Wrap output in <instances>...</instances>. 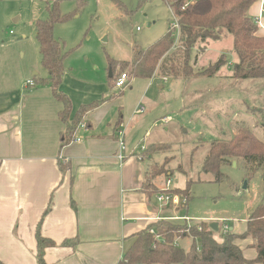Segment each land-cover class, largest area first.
<instances>
[{"label": "rangeland", "instance_id": "1", "mask_svg": "<svg viewBox=\"0 0 264 264\" xmlns=\"http://www.w3.org/2000/svg\"><path fill=\"white\" fill-rule=\"evenodd\" d=\"M47 5H58L61 14L74 13L53 29L54 38L68 52L60 89L72 94L75 105L90 91L112 92L123 98L121 112L127 114L123 119L131 116L132 125L139 127L141 144L147 147L150 138L163 143L154 146L160 151L153 157L161 171L158 182L163 183L162 188H166L167 179L168 189H185L189 181L187 198L175 193L185 198L184 205L173 209V214L189 221H168L182 226L216 222L219 229L213 237L217 241H221L224 224L227 230L241 234L251 210L264 203V166L250 174L253 162L233 160L234 164L222 166L216 180L202 165L210 143L231 137L235 124L249 125L264 140L260 128L264 123V79L233 78L231 65L236 57L231 41L223 38L200 49L197 44L193 53H197L196 71L207 69L226 54L227 63L215 75L187 81L164 77L160 83L155 78L150 84L147 79L129 77L119 91L108 78V58L130 61L133 49L146 48L166 32L172 11L164 0H0V41L4 42L0 58L13 86L31 80L34 73L47 76L35 28L37 20L48 18ZM257 33L263 35L264 31ZM121 73L128 71H116L114 77ZM47 88L46 94L50 93ZM142 93L146 94L139 103L143 114H131ZM174 243L187 250L191 237H178ZM236 244L246 259L255 258L253 240L237 239Z\"/></svg>", "mask_w": 264, "mask_h": 264}, {"label": "crops", "instance_id": "2", "mask_svg": "<svg viewBox=\"0 0 264 264\" xmlns=\"http://www.w3.org/2000/svg\"><path fill=\"white\" fill-rule=\"evenodd\" d=\"M257 11L255 2L248 14ZM3 47L2 40L0 52ZM4 65L0 58L2 264H38L37 230L54 242L43 250L45 264H117L139 231L159 219L179 217L173 209L180 206L160 207L156 193L149 195L154 188L162 190L153 157L160 151L154 146L163 143L150 138L140 151V129L131 116L123 119V98L90 91L75 105L59 85L72 104L68 122L82 105L98 102L63 143L62 103L50 86L28 85V78L13 86ZM155 78L147 79L149 84ZM145 97L139 95L131 114H143L135 110ZM120 129L125 132L123 161L117 158Z\"/></svg>", "mask_w": 264, "mask_h": 264}, {"label": "trees", "instance_id": "3", "mask_svg": "<svg viewBox=\"0 0 264 264\" xmlns=\"http://www.w3.org/2000/svg\"><path fill=\"white\" fill-rule=\"evenodd\" d=\"M164 1L172 11L166 32L146 48L133 49L130 61L108 58L109 79L113 81L118 76L114 77L115 72L123 70L128 71V77L144 79L157 76L160 80L165 77L187 81L196 76H213L227 63V55L222 54L207 69L196 71L194 65L197 53L195 56L193 53L197 44L200 49L211 41H220L223 38L231 41V52L236 57L231 65L232 77L264 79V34L257 33V26L248 14L251 5L258 0ZM186 2L189 4L184 7ZM46 9L48 18L37 20L35 28L41 64L47 71V77L40 78L35 75L32 80L34 85H49L54 97L61 101L62 109L58 114L66 122L62 142L68 143L84 114L98 102L82 105L68 122L72 104L59 89L68 52H64L61 42L54 38L53 29L55 24L67 21L74 13L61 14L58 5H47ZM173 20L178 27L172 25ZM263 125L264 123L260 126L262 131ZM235 128L236 132L228 139L213 141L209 145L202 170L212 174L216 180L222 173V166L231 165L233 160L253 162V166H249L250 174L258 166H264V140L258 138L247 124H235ZM160 173L161 171L158 172ZM160 191L162 190L154 188L149 195ZM171 191L184 194L187 198L189 181L185 189ZM168 220L159 219L139 231L117 264H264V203L251 210L245 221V230L241 234L226 229L220 233L221 241L213 237L214 231L209 227L210 223L182 226ZM185 236L191 237L187 250L174 243L176 238ZM237 239L253 240L255 258L248 260L243 256L242 250L236 244ZM36 245L38 264H45L43 250L54 245V242L42 237L37 230Z\"/></svg>", "mask_w": 264, "mask_h": 264}, {"label": "built area", "instance_id": "4", "mask_svg": "<svg viewBox=\"0 0 264 264\" xmlns=\"http://www.w3.org/2000/svg\"><path fill=\"white\" fill-rule=\"evenodd\" d=\"M191 2V1H190ZM258 11L256 14L252 17L254 24L257 26V29L259 31H264V0H258ZM189 2H186L184 4V7L187 6ZM173 26L178 27L177 22L173 20L172 23ZM128 75L126 73L119 74L114 80H113V87L117 90H122L127 84H128ZM165 79V78H164ZM28 85H34L33 80L27 81ZM144 110V107L139 105L135 113H142ZM117 137H118V152H117V158L120 161H123L125 157V143H124V137L125 132L124 130L120 129L117 130ZM145 147L143 145L140 146V151H144ZM170 184V179H167L166 181V188H162V191L156 193L155 199L156 202L159 204L160 207L164 205H175V206H183L185 203V198H182L180 195L175 194L171 191V189H168V186ZM172 220H181V221H189L187 217H174ZM223 229H228V226L226 224L223 225Z\"/></svg>", "mask_w": 264, "mask_h": 264}, {"label": "water", "instance_id": "5", "mask_svg": "<svg viewBox=\"0 0 264 264\" xmlns=\"http://www.w3.org/2000/svg\"><path fill=\"white\" fill-rule=\"evenodd\" d=\"M148 24V23H147ZM110 75V74H109ZM160 79L158 78L157 79V83H160ZM233 164H234V162H233ZM263 180H264V174H263ZM243 188H246V183H244L243 184ZM209 227L213 230V231H218V229H219V226H218V224L216 223V222H211L210 224H209Z\"/></svg>", "mask_w": 264, "mask_h": 264}]
</instances>
